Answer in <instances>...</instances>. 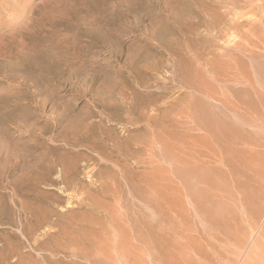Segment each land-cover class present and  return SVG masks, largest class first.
I'll use <instances>...</instances> for the list:
<instances>
[{"label":"rangeland","instance_id":"374dc122","mask_svg":"<svg viewBox=\"0 0 264 264\" xmlns=\"http://www.w3.org/2000/svg\"><path fill=\"white\" fill-rule=\"evenodd\" d=\"M261 1L0 0V264H264Z\"/></svg>","mask_w":264,"mask_h":264},{"label":"bare ground","instance_id":"6f19581e","mask_svg":"<svg viewBox=\"0 0 264 264\" xmlns=\"http://www.w3.org/2000/svg\"><path fill=\"white\" fill-rule=\"evenodd\" d=\"M225 3L226 2H228V3H226L227 5H230L231 4V7L233 6H235L236 4H238V2H240L241 3V1H244L245 2V0H223ZM250 1H252L253 3H254V0H250ZM260 2V1H259ZM230 3V4H229ZM243 3V2H242ZM255 4V3H254ZM238 6V5H237ZM258 7H259V12H260V14L258 15V17L256 18V20H254V23H252V24H250L249 26V31H245V32H243L244 34H241V35H243L244 37H250V38H248L247 40V42L246 41H244V42H246L245 44H244V42L242 43V45L244 44V46H243V48L241 49V50H239V52H237V51H235V53L234 52H231L230 53V56H229V59H228V57L225 59V58H222L223 56L225 57V54H220L219 56L220 57H218V58H216V59H214V60H212V61H209V60H206V61H204V58L203 57H201V56H196V60H198L199 62H200V64L201 65H205V66H207V68L205 67V70H207L212 76V78H213V81L214 80H216V83L217 82H219V83H221V84H223V85H226V82L229 80V79H231V78H229V79H225V76L223 77L224 79H222L221 77H220V75H221V71H220V68H221V66L222 65H225L226 67L227 66H229V67H237V66H235L236 65V63L237 64H239L240 63V59L242 58L241 56V54H243V55H248V59H250V61L249 62H251L250 63V67H251V69H246V68H248V67H245V69L247 70L246 72H248V70H249V72H248V74L246 73V78H244L245 79V81H242L241 82V80L239 79V81L241 82V83H243L244 85H246L247 87H245V88H248V89H252L255 93H257V94H259L258 92H257V90L255 89V86H254V84L255 83H259L261 86H263V88H264V73L263 72H260L259 70H261V69H259L258 70V68L260 67V66H257L256 67V65H255V62H259V60L260 61H263L264 62V60H261V58H263L264 59V3L261 1V3H259L258 5H257ZM228 8V7H227ZM237 8V7H236ZM228 10V9H227ZM232 10V9H231ZM204 16L202 15V13L200 14H198L199 16H200V19H201V22H202V24L204 25V27H205V29H208V30H210V31H212L215 35H216V38H220V37H222V36H224V33L225 32H229V33H231L234 29H235V25H233L232 24V26H231V24H228V22H227V17L225 18V16L226 15H228L229 16V14H231L232 15V12L230 13L229 11H226L224 14H221V13H218L216 10L215 11H213L211 14V17L209 18H206L205 16L206 15H208V11L209 10H207V9H204ZM239 11V10H238ZM236 13V12H235ZM237 14V13H236ZM233 15H234V13H233ZM228 18H230V17H228ZM235 26V27H234ZM236 29H238V28H236ZM26 30V29H25ZM236 31V30H235ZM234 31V32H235ZM239 31V30H238ZM252 31V32H251ZM234 32H232V33H234ZM251 32V33H250ZM237 33V32H236ZM249 33H250V35H249ZM213 34V35H214ZM226 34V33H225ZM233 35V34H232ZM232 35H231V37H232ZM74 39V38H73ZM245 40V39H244ZM3 44H4V42H3ZM252 45H254V46H257V47H261L262 49H263V51L262 52H257L256 50H253V48H251L252 47ZM6 46H8V44L6 45ZM26 47V46H25ZM241 47V46H240ZM237 47H235V49H236ZM258 49V48H257ZM26 51V50H25ZM230 51V50H229ZM228 51V52H229ZM260 51V50H259ZM246 52H249L248 54H244V53H246ZM228 54V53H227ZM80 55V54H79ZM78 55V56H79ZM229 55V54H228ZM76 56V55H75ZM227 56V55H226ZM26 57V56H25ZM77 58V57H76ZM240 58V59H239ZM260 58V59H259ZM239 59V61H237ZM85 61V60H84ZM241 61H244L245 62V60H243V58H242V60ZM247 61V60H246ZM244 62H241V64L243 65V63ZM241 64H240V66H239V68H241L242 69V67H241ZM246 64L247 65H249V63H247L246 62ZM259 64V63H258ZM261 65V64H260ZM264 65V64H263ZM262 66V65H261ZM226 67H224L223 66V68H221V69H224V68H226ZM249 67V68H250ZM243 68H244V66H243ZM263 68V67H262ZM235 69V68H234ZM228 70H229V68H228ZM227 70V71H228ZM244 70V69H243ZM56 71V70H55ZM223 71V70H222ZM230 71H232L231 73H233V71H235L234 73H237L238 74V72H236L237 70H233V69H231ZM241 71V70H240ZM242 72H244V71H242ZM224 73H226V70H225V72ZM228 73V72H227ZM227 73H226V75H227ZM241 72H239V74H240ZM238 74V75H239ZM224 75V74H223ZM232 75H234V74H232ZM237 75V76H238ZM251 75H252V77H256V79L254 80V79H252L251 78ZM254 75V76H253ZM222 76V75H221ZM234 76H236V75H234ZM233 76V77H234ZM236 76V77H237ZM242 76V75H241ZM14 77V76H13ZM16 77V76H15ZM230 77H232V76H230ZM236 77L233 79V80H236ZM239 77H240V75H239ZM238 77V78H239ZM244 77V76H243ZM254 77V78H255ZM263 77V78H262ZM226 78H227V76H226ZM237 78V79H238ZM240 78H242V77H240ZM261 79H262V81H261ZM232 80V79H231ZM234 82V81H233ZM255 82V83H254ZM234 83H237V82H234ZM238 84H239V82H238ZM27 85V84H26ZM219 86H222V85H219ZM229 86V85H228ZM4 88V87H3ZM243 89V88H242ZM1 92V91H0ZM3 101V100H2ZM225 104H227L226 102H225ZM231 113H232V115L233 116H236V114H235V111L233 112L232 110H231ZM206 114V113H205ZM217 122L216 121H214V119H210L208 122H206L205 124H204V126H205V128L207 129V130H209V131H211L213 134L215 133L216 135H218V133H217V130H216V128H218L217 127V124H216ZM235 129H230V128H226V134H230L231 132H233ZM227 135V136H228ZM53 149V148H52ZM59 161V160H58ZM61 162V164L63 165V164H65L66 163V161H60ZM62 170H64V168H61V172H62ZM64 172V171H63ZM62 177V176H61Z\"/></svg>","mask_w":264,"mask_h":264}]
</instances>
